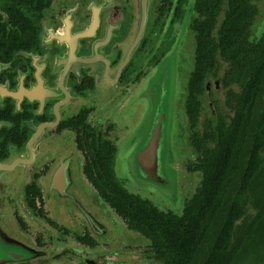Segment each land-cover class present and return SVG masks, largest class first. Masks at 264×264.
Wrapping results in <instances>:
<instances>
[{"label":"flooded vegetation","instance_id":"1","mask_svg":"<svg viewBox=\"0 0 264 264\" xmlns=\"http://www.w3.org/2000/svg\"><path fill=\"white\" fill-rule=\"evenodd\" d=\"M200 42L204 57L186 97L190 197L181 208L158 205L123 187V130L146 78L167 54L189 56L193 43L196 59ZM263 108L264 0H0V198L38 250L2 264H163L117 205L140 199L144 227L159 222L151 212L181 215L200 188L208 191L205 161L226 156L217 145L238 139L247 149L243 127ZM60 161L75 167V179L80 167L77 186L92 188L87 195L99 194L140 238L124 244L97 233L89 216L55 217L46 200L59 191L47 178Z\"/></svg>","mask_w":264,"mask_h":264},{"label":"water","instance_id":"2","mask_svg":"<svg viewBox=\"0 0 264 264\" xmlns=\"http://www.w3.org/2000/svg\"><path fill=\"white\" fill-rule=\"evenodd\" d=\"M195 45L193 43L187 57L181 53L167 54L162 69L146 78L137 98L132 99L131 119L136 126L134 128L132 124L131 136L118 152L120 172L129 178L128 185L123 187L152 201L153 195L143 192L144 185L154 193H163L158 205L168 202V205L176 207L177 201H181L184 206L182 194L189 195V189L185 187L191 175L182 168V160L192 151L188 138L186 97L188 81L195 67ZM74 168L60 161L50 171L47 178L49 188L59 191L46 200L51 213L59 220L69 214L89 216L98 224L95 226L97 233L114 237L116 241L125 239L127 242L124 244L140 238L137 232L127 229L123 220L99 194L94 191L93 196L87 195L86 192L91 193L92 188L88 191L80 183L77 186L76 183L84 177L79 167L75 179ZM169 172L173 174L170 176ZM154 202L156 204L157 201ZM7 234L19 242L17 249L14 247L8 254L3 248L6 242L11 245ZM24 251L30 252L31 258L38 250L19 230L8 204L0 198V264L6 262L2 261L5 255L13 258L23 255Z\"/></svg>","mask_w":264,"mask_h":264},{"label":"trees","instance_id":"3","mask_svg":"<svg viewBox=\"0 0 264 264\" xmlns=\"http://www.w3.org/2000/svg\"><path fill=\"white\" fill-rule=\"evenodd\" d=\"M201 45L192 75L199 73L204 57ZM250 122L254 126L246 122L243 127L244 140L246 133L250 137L247 149L238 139L233 147L217 145L226 156L216 154L211 167V159L205 161L203 183L208 191L200 188L181 215L151 212L159 222L144 227L140 199L126 195L128 204L117 205L138 220V231L152 240L163 264H264V108ZM231 132L238 134L237 126Z\"/></svg>","mask_w":264,"mask_h":264},{"label":"rangeland","instance_id":"4","mask_svg":"<svg viewBox=\"0 0 264 264\" xmlns=\"http://www.w3.org/2000/svg\"><path fill=\"white\" fill-rule=\"evenodd\" d=\"M173 55H175V54H173ZM129 119V118H128ZM126 123L128 124V125H131V124H133V127L135 128V126H136V124H135V122H134V120H132L131 118L127 121L126 120ZM131 133H132V130H129V128L128 129H124L123 130V134H122V141H121V143H120V147H119V149L121 148V146H122V144H125L126 143V141L130 138V136H131ZM185 159V157L183 158V160ZM183 160H182V162H183ZM121 174H123V172H121ZM173 173L172 172H169V175L171 176ZM123 177H125L126 175L124 174V175H122ZM126 177H128V176H126ZM192 177V176H191ZM181 187V189H182V185L180 186ZM143 188V192L144 193H146L147 194V192H148V194L149 195H153V198H154V200H159L164 194L162 193V195H160L159 193H154L155 191H153L151 188H148V186H146V185H144V187H142ZM187 195L186 194H182V197L185 199V197H186ZM165 197V196H164ZM187 197H189V195L187 196ZM165 199H166V197H165ZM178 202V205H177V207L178 208H180L181 206H182V203H181V201H177ZM181 203V204H180ZM168 202H164V205L165 206H168Z\"/></svg>","mask_w":264,"mask_h":264}]
</instances>
